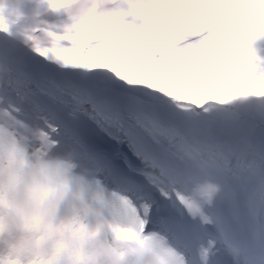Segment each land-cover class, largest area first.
<instances>
[{
  "label": "clouds",
  "instance_id": "obj_1",
  "mask_svg": "<svg viewBox=\"0 0 264 264\" xmlns=\"http://www.w3.org/2000/svg\"><path fill=\"white\" fill-rule=\"evenodd\" d=\"M0 16L27 21L21 47L30 53L33 37L65 43L39 29L75 33L78 24L89 44L107 32L99 39L146 52L121 82L139 77L181 132L206 141L175 183L155 185L169 197L196 187L203 217L175 230L153 222L146 199L47 129L22 90L6 89L0 264H264V0H0ZM229 74L248 90L225 99Z\"/></svg>",
  "mask_w": 264,
  "mask_h": 264
},
{
  "label": "snow or ice",
  "instance_id": "obj_2",
  "mask_svg": "<svg viewBox=\"0 0 264 264\" xmlns=\"http://www.w3.org/2000/svg\"><path fill=\"white\" fill-rule=\"evenodd\" d=\"M26 24L25 20L8 23L0 16V93L10 88L22 90L30 112L47 129L150 203L153 222L175 230L191 228L198 214L203 217L196 187L169 197L155 185L162 178L175 183L182 162L199 152L206 141L181 132L172 122V110L145 92L139 77L128 78L127 86L121 82L124 69L147 53L128 43L100 40V35H111L107 32L92 34L97 39L89 44L90 34L78 24L76 28L81 30L75 33L53 31L56 25L39 29L53 41L65 43L44 46L33 37L30 48L34 55L21 47L30 35ZM53 65L92 75L62 72ZM224 80L225 99L248 90L244 79L235 80L229 74ZM221 158L228 162L223 154ZM174 200L182 206L177 208Z\"/></svg>",
  "mask_w": 264,
  "mask_h": 264
}]
</instances>
